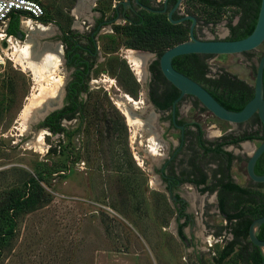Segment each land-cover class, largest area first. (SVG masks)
Returning <instances> with one entry per match:
<instances>
[{
	"label": "rangeland",
	"instance_id": "rangeland-1",
	"mask_svg": "<svg viewBox=\"0 0 264 264\" xmlns=\"http://www.w3.org/2000/svg\"><path fill=\"white\" fill-rule=\"evenodd\" d=\"M39 1L48 20L40 23L51 33L30 32L23 21L19 23L22 37L0 40V202L9 195L22 198L27 189L24 182L30 181V176L45 196L38 203L26 202L8 212L0 203V264H215L212 255L217 256L224 242L207 250L204 238L208 232L197 218L183 228L187 241L179 240L173 210L149 171L155 164L110 97L118 90L142 97L149 77L150 54L141 78L125 58L133 48L126 44L127 35L115 29L125 24L123 21L103 26L97 34L99 57L90 78L85 125L74 133L77 123L64 122L65 130L73 133L68 139L64 134L60 143L58 135L38 128L37 122L22 127L21 112L29 98L37 95L38 86L31 71L15 63L12 46L30 41L33 53L53 50L59 31L69 27L85 30L99 13L110 15L118 0ZM182 4L196 6L199 17L209 19L210 23L197 28L200 36L201 32L207 37L224 36L227 23H235L239 16L234 6L209 15L211 9L197 0H183ZM257 52L263 53L264 46ZM256 55H214L206 62L211 71L223 68L252 85ZM56 72L63 80L62 61ZM59 100L60 94L55 104ZM117 114L123 119L126 135L118 129ZM198 119L207 125L208 138L214 139L212 135L231 127L213 115ZM48 147L54 150L47 154ZM190 202L198 201L190 197ZM205 214L212 226L222 225L215 212ZM234 258L230 254L223 264H238Z\"/></svg>",
	"mask_w": 264,
	"mask_h": 264
},
{
	"label": "flooded vegetation",
	"instance_id": "flooded-vegetation-1",
	"mask_svg": "<svg viewBox=\"0 0 264 264\" xmlns=\"http://www.w3.org/2000/svg\"><path fill=\"white\" fill-rule=\"evenodd\" d=\"M129 1L130 4L126 5L124 8L122 5L117 6V18H115L114 4L110 15L106 16L99 13L96 18L93 17L95 20L92 25L85 27V30H74L69 28L59 31L56 35L53 47L58 45L61 49V59L62 64L64 65L65 75L61 85L62 91L59 100L60 105L47 113L45 117L54 113L52 118L58 120L59 125L64 127V129H67V125H65L64 122L74 121L77 123L73 129L74 133L77 131V127L79 125L82 127V125H85L86 123L85 110L81 109L79 104L75 101L79 103L84 102L88 97L89 85L92 82L90 81V78L92 77L93 70L98 63L97 59L99 57V46L97 34L101 27L115 24V22L119 20L124 23L130 22L133 16H138L142 11L162 13L167 17V12L172 9L171 18L173 20H177L180 17L187 15L194 16L195 25L193 33L197 38H233L228 25L227 33L224 36L214 34L207 37L202 32L201 36L198 35L196 31L197 28H201L203 25H207L210 22H205L199 17L196 6L192 5L191 7H188L187 5H183V0H166L165 7L163 5L164 0H138V4L135 0ZM163 8L165 9L164 11H162ZM122 10H124V18L121 14ZM240 18L241 15L239 14L237 21L235 23L230 22V24L233 26L236 25ZM42 19L45 20L46 18L43 17ZM180 22H188L189 28L190 20H183ZM128 51L145 53L147 55L150 54L151 56L146 66L149 77L147 78V81H145V87L143 93L141 94L142 97L132 96L127 93L120 94H124L126 96L127 102L131 103L132 109L136 111L130 112V115L128 112L127 114L131 118L143 121V127L139 128V141L142 142L141 145H144V151L149 156L151 162L155 164L149 168V171L153 176L152 178L159 186V191L169 201L171 210H173V217L176 224V236L179 224H182L181 230L185 235L183 228L192 224L194 222V218H197L203 225V231L206 233L208 232V234L211 233L213 236L222 235L223 239L217 242H224V245L233 238V234L230 232V228L228 227L232 226L235 228L239 220L224 219L222 225L220 226L225 228L226 232L217 233L211 230L214 226H212V223L206 218L207 216L205 212L213 213L214 207L218 206L219 203L217 201L216 194L214 197L212 188L214 185L219 186V184H214L211 172L212 168L209 163L214 159V157H221L226 161V166H228V168L233 167L235 172L233 173L234 175L231 171L228 172L229 180L232 183H235L238 178L237 174H239V176H242L243 181H241L240 184L237 183L238 185L232 184L235 185V187L230 186V189L233 190V192L238 193L240 197L249 198L248 204L244 206V209L250 208L251 210H260L264 207V181L256 182L249 178L246 171V162L247 158L251 154V150L255 148L263 139L264 136L262 137L261 135L264 132V128L259 120V122L252 123L256 117L253 115L245 122L231 124V127L221 134L212 135L215 136L214 139L208 138L206 135L207 129L205 128L207 125L203 126L205 123L202 125L198 117L204 120L212 114L205 108L202 109L199 102L191 95L184 94L180 98L176 99L178 96V90L162 76L158 67V61L157 65L154 68H151L154 61L158 59L156 53L140 49H130L127 50V52ZM142 51H147L148 53ZM145 63H143V69ZM208 67L209 72H212L209 65ZM133 70H135V68ZM241 80L252 86L244 79ZM118 91L110 97L113 99L112 101L115 99L113 103L116 106V102H122L125 105L121 99H118ZM173 101H175L174 106H172ZM70 103L73 105V109H69L71 106L69 108L67 107ZM191 111L193 112V117L188 115ZM120 112L127 122L126 115L121 110ZM56 114H58V116H56ZM41 120L37 122V127ZM240 126L242 129L237 131L236 128ZM47 131L50 135H58L57 142H61L62 137H64V133L62 132L53 133L49 130ZM67 132L68 133L65 134V137L68 139V137H72L71 134L73 132L71 133V130ZM150 133L154 135V140L158 144L157 154L150 153L149 144L147 142V136ZM248 133L255 134L253 136L254 138L239 139L236 141L230 140L231 137L234 138ZM85 134L86 133L83 131L81 132L82 136H85ZM254 141H258V143L255 144ZM81 142L83 143L84 140ZM253 173L256 175L264 174V151L255 160ZM253 195L255 197L254 200L252 199ZM190 197L194 198L195 201L197 200L198 202H194L192 204L190 202ZM211 198L214 199V203ZM223 226L228 227L226 228ZM228 234L231 235V238L229 239ZM192 236L193 237L189 240L194 238V235ZM184 241H187L186 238ZM204 242L206 243V241ZM210 248L206 249L209 250ZM211 253L215 254L214 251H211Z\"/></svg>",
	"mask_w": 264,
	"mask_h": 264
},
{
	"label": "trees",
	"instance_id": "trees-1",
	"mask_svg": "<svg viewBox=\"0 0 264 264\" xmlns=\"http://www.w3.org/2000/svg\"><path fill=\"white\" fill-rule=\"evenodd\" d=\"M202 5L211 9L208 13L209 15H216V13L226 6H234L238 9L241 18L236 25H231L230 22L227 23L230 33L233 35L232 39L242 38L248 35L255 23L258 7L260 0H197ZM44 9V8H43ZM199 10V9H198ZM102 14V13H101ZM41 21H47V19H42ZM202 19V17H200ZM205 22H209V19L204 18ZM116 30L124 32L127 35V46L133 49L153 51L156 53V56L159 57L161 52L181 41H184L188 38V22L180 23H171L165 14L156 13V12H145L142 11L138 16H133L130 22H126L122 26L115 27ZM7 34H11L16 37H22V32L18 28V18L16 15L10 20L9 25L6 29ZM264 46V41L261 44ZM259 47V46H258ZM257 47V48H258ZM256 48V49H257ZM256 49L251 51H246L241 54L251 56L257 54V58L262 52H257ZM214 55H200V54H185L173 57L171 60L172 66L182 72L183 74L189 76L193 80L200 83L208 92L225 108L229 110H239L247 100L252 96V86L246 84L243 80L237 78L234 74L226 71L223 68H216L215 71L209 72L208 64L206 59ZM157 65V59L154 61V64L151 68H154ZM262 90L264 93V67L262 72ZM91 94H88L86 101L77 102L79 107L85 110V105L88 102ZM167 98V96H166ZM71 106V107H70ZM69 109H73V105H67ZM204 109V107H201ZM61 114V113H58ZM56 114V116H58ZM54 113L47 115L43 120L38 123V127L49 130L53 133H64L68 132L64 127L60 126L58 120L52 118ZM116 121L119 122L118 129L120 132L125 134V127L123 124V119L117 114ZM259 122L255 117L252 123ZM80 128V125L77 127V130ZM126 135V134H125ZM255 134L248 133L241 136L234 137L230 140H239V139H252ZM264 136V132L261 135ZM60 143V142H58ZM54 147H48V152H52ZM134 168V166H133ZM47 175L50 174L49 171H44ZM63 175V174H62ZM30 181L24 182L27 185L25 193L19 197H14L9 195L3 199L0 203L6 206V212L8 210L13 211L15 207L23 203H38L41 198H43L44 191L40 185L33 184V178L29 177ZM37 180V178H36ZM39 184V183H37ZM235 187V185H234ZM10 202V203H9ZM9 203V204H8ZM264 214V207L260 210H251L246 208L243 211H239L235 214H232L229 217L235 220H240L241 217H245L243 222L239 223L240 228L236 229L234 227H229L230 232L233 234V238L225 243L221 249L218 251L217 256L212 257L215 264H223L225 258H227L233 251V247L236 244V237L240 236L246 244L252 247L251 253L244 257L243 254L238 252L236 254L237 259L240 261L239 264H258L263 257L259 247L252 245L247 239V230L250 222L261 215ZM182 224H179L177 229V236L181 241L185 240V235L181 230ZM255 235L257 238L264 240V222L261 223L256 231Z\"/></svg>",
	"mask_w": 264,
	"mask_h": 264
},
{
	"label": "water",
	"instance_id": "water-1",
	"mask_svg": "<svg viewBox=\"0 0 264 264\" xmlns=\"http://www.w3.org/2000/svg\"><path fill=\"white\" fill-rule=\"evenodd\" d=\"M179 1V0H178ZM138 4L139 1L135 0ZM129 0H119L114 5L115 18L118 16L117 6L122 5L124 8L129 5ZM166 0L163 1L165 7ZM165 9L163 8L162 11ZM172 9L167 12V18L170 22H180L183 20H190L188 28V38L184 41L176 43L164 49L159 55L158 67L165 78L173 87L178 90V96L187 94L194 97L199 104L209 111L217 119L226 121L230 124L242 123L247 121L250 117L255 115L264 128V94L262 90V72L264 67V52L259 55L255 64L254 80L252 84V96L245 104L236 111L229 110L222 106L200 83L193 80L189 76L176 70L171 60L173 57L185 54H200V55H222V54H241L246 51H251L260 46L264 41V0H260L256 19L251 32L238 39H200L194 36L193 29L195 25V18L192 15L180 17L177 20L171 18ZM124 18V10L121 12ZM114 18V19H115ZM112 21V20H111ZM118 99L125 103L128 114L136 112L132 109V104L127 102L124 94H118ZM174 102L172 106H174ZM59 103L53 104L44 109H39L33 112L26 120L25 128L30 124H35L43 119L51 110L59 107ZM130 115V114H129ZM264 151V137L260 143L251 150V154L247 158L246 171L249 178L256 182L264 181V174L256 175L253 173V165L257 157ZM264 222V214L254 218L247 230L248 241L263 250L262 260L258 264H264V240L259 239L255 235L257 227Z\"/></svg>",
	"mask_w": 264,
	"mask_h": 264
},
{
	"label": "bare ground",
	"instance_id": "bare-ground-1",
	"mask_svg": "<svg viewBox=\"0 0 264 264\" xmlns=\"http://www.w3.org/2000/svg\"><path fill=\"white\" fill-rule=\"evenodd\" d=\"M24 25H26L30 32H50L49 27H45L43 25H37V27H34L30 21H26ZM12 49L14 54L13 57H15V63L23 68L29 69L34 77V81L38 86L37 95L29 98L28 103L24 106L21 112V119L23 121L22 127H25L27 118L33 112H36L39 109H44L45 107H49L50 102H52V104H55L59 99V94H61L60 92L62 91L61 85L63 80H61V76L56 74V70L62 61L61 50L59 49V46H56V48L53 50L45 49L43 52L36 54L35 51L33 53L34 49L32 48V42L30 41L28 43H25V45L23 46H17L14 44L12 46ZM147 56V54H141L133 51H128L126 54L125 58L129 61L131 66L135 68L136 74L139 78L142 77L143 63ZM116 104L119 109L126 115L128 125L131 127V129H134V135L139 136V128L143 127V121L140 119L131 118L127 114L126 107L122 102H116ZM153 136L154 135H152L151 133L148 134L147 142L149 144L150 153L157 154L158 144L154 140ZM41 138L42 135L39 136V139Z\"/></svg>",
	"mask_w": 264,
	"mask_h": 264
},
{
	"label": "crops",
	"instance_id": "crops-1",
	"mask_svg": "<svg viewBox=\"0 0 264 264\" xmlns=\"http://www.w3.org/2000/svg\"><path fill=\"white\" fill-rule=\"evenodd\" d=\"M12 17L13 16H11L6 21V23L3 25V29H4V32L5 33H6L7 26L9 25L10 20H11ZM17 18H18V28H19V23L20 22H23V20H20L19 17H17ZM77 19H79V18H77ZM26 21H30L31 24H33L34 27H37V25H43L40 22H34V21H31V20H25L24 22H26ZM45 22H47V21H45ZM43 26L46 27V25H43ZM69 28L72 29V27H69ZM69 28H66V29H69ZM66 29H64V30H66ZM77 29H79V28H77ZM37 33L40 34L41 36H43V35L50 34L51 31L50 32L47 31V32H44V33H39V32H37ZM6 35H10V37L12 36L13 37V38L11 37L12 39H15V37H16V36H13V35L7 34V33H6ZM22 35H23V33H22ZM17 38H20V37H17ZM56 46H58V45H56ZM56 46H54V47H56ZM43 47H45V44H44ZM59 49H60V47H59ZM40 50H42V48ZM209 165L212 168L211 169L212 170L211 172H212V179L214 181V184H216V183L219 184V186L218 185H214L213 188H212V191L214 193V197H215V194H216V198H217V201L219 203L218 206H215L214 207V212H215V215H218V217H220L221 221L223 222L224 219H227L228 220L229 217L232 214H235V213H237L239 211L245 210L244 209V206H246V204H248V199L249 198L240 197L238 193L233 192V190L230 189L231 188L230 186H234L232 184L238 185V184L241 183L240 182V176H239V174H237L238 175V178H237V180H236L235 183H232L229 180V177H228L229 174H228V172L231 171V173L233 174L235 172V170H234L233 167L228 168V166H226V161L223 158H221V157H214V159L209 163ZM252 197H253L252 199L254 200V198H255L254 195ZM231 219H233V218H231ZM244 219H245V217H241L240 220L238 219L239 222L237 223V225L235 227L236 229H239L240 228V226H239L240 224L239 223L243 222ZM231 224H229V225H231ZM223 227H226V226H223ZM229 227H232V226H229ZM211 230L213 232H217V233H219V232H222V233L223 232H226V229L225 228H222V226H219L218 228L213 227V229H211ZM229 238H231V235L230 234H228V239ZM251 251H252V247L250 245L246 244V242L243 241L240 236L236 237V244L233 247V251L231 252V255L233 254V256L236 257L234 259L238 262V264L240 263V261L237 259L236 254L238 252H240V254H243V256L246 257V256H248L251 253ZM261 252L263 253V250L262 249H261Z\"/></svg>",
	"mask_w": 264,
	"mask_h": 264
},
{
	"label": "built area",
	"instance_id": "built-area-1",
	"mask_svg": "<svg viewBox=\"0 0 264 264\" xmlns=\"http://www.w3.org/2000/svg\"><path fill=\"white\" fill-rule=\"evenodd\" d=\"M44 14V9L39 0H0V40L9 41L10 35H6L3 25L13 15L19 17L20 20H31L40 22ZM13 38V37H12ZM11 38V39H12ZM223 239V236H213L211 233L205 237L206 246L208 248Z\"/></svg>",
	"mask_w": 264,
	"mask_h": 264
}]
</instances>
